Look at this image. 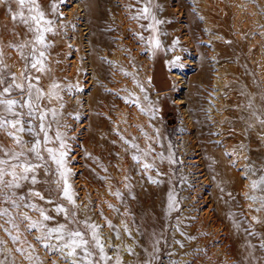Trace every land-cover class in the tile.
<instances>
[{"label":"rangeland","instance_id":"1","mask_svg":"<svg viewBox=\"0 0 264 264\" xmlns=\"http://www.w3.org/2000/svg\"><path fill=\"white\" fill-rule=\"evenodd\" d=\"M78 1L35 0L52 21L42 71L29 62L41 49L34 33L12 19L19 6L0 4V79L43 90L75 201L63 198L50 160L35 185L0 183V264H65L67 249L53 254L43 245L56 241L38 239L42 227L67 223L91 239L84 222L97 226L107 257L93 249L96 264H264V0ZM0 145L20 150L5 131Z\"/></svg>","mask_w":264,"mask_h":264},{"label":"snow or ice","instance_id":"2","mask_svg":"<svg viewBox=\"0 0 264 264\" xmlns=\"http://www.w3.org/2000/svg\"><path fill=\"white\" fill-rule=\"evenodd\" d=\"M13 2L20 8L19 12H15L12 15L13 21L19 18L28 30L34 33V44L41 46V49L33 47L29 62L33 69L42 71L43 60L45 58V53L42 49L47 47L45 32L51 31L50 25L52 21L46 20L44 12L35 8V0H13ZM8 3L9 0H0V4ZM26 5L28 6L26 9L27 13H29L28 16H25ZM9 11H12L11 8H9ZM34 12L35 14L33 15L32 13ZM140 15L143 19H148L150 15L149 8L145 6L141 9ZM140 38L143 39V36ZM25 59L28 58L26 57ZM38 66L40 67L38 68ZM35 79L38 80L39 77ZM25 80H28L27 76H25ZM52 87L58 88L59 85L53 84ZM14 89H18L22 96L26 93V98L23 100L11 98ZM49 95H55V93H49ZM43 99V90L37 89L34 93L31 82L25 88L22 84L16 83L14 77L11 81L0 79V109H2L0 111V131H5V134L13 139L20 149L19 151H15L5 149L3 145H0V153H2V157H0V183H3L8 188H19L20 184L18 181H30L35 185L38 183L37 170L43 168L47 175L49 167L48 161L50 160L56 164L59 176L63 180V187L61 189L63 198L67 199L69 203L74 204L75 201L70 193L67 180L64 179L65 173L59 171L64 166L68 153L65 137L58 130L55 132L54 138L49 135L53 127L56 112L55 110L42 106L41 101ZM25 109L26 111H24ZM49 116H51V119H49ZM9 128L11 131H7ZM24 134L31 136L32 139L30 141H24L21 138ZM54 141L58 142V148L56 149L49 146ZM133 147L136 146L133 145ZM45 152L47 153V159L44 156ZM144 155H147V153H144ZM133 159L137 163H140L139 156H133ZM151 167L152 165L149 163L143 164L145 170H150ZM5 176H10L11 180L5 181ZM153 182L155 183V181ZM260 183L264 184V181ZM256 187L257 183L253 182V188ZM29 195L36 196L41 200L46 199L44 195L34 190L30 191ZM116 195L119 197V193H116ZM20 199L24 198L21 197ZM252 199L255 200L256 198L253 197ZM169 202L170 204L172 203L171 196L169 197ZM48 203L53 202L49 200ZM260 203L264 206V199H261ZM25 206L39 211L42 221L55 219V217L47 215L43 209L36 208L34 204H26ZM55 211L57 215L63 213L65 220L68 221L70 214L65 207L55 205ZM24 219L27 220L28 217L25 216ZM71 223H80L76 220L74 214L71 215ZM36 226L33 223L29 225V228H35ZM84 227L92 229L91 239L87 238V233L80 227L73 228L67 223H59L56 227L52 228L43 226L42 231L44 234L38 237V239L46 241L54 239L56 241L55 244L45 243L43 245L45 248L51 249L53 254L63 253L67 249V254L64 257L65 264H68L69 258H71L73 264H96L93 259L95 255L93 249L98 250L101 259H107L103 244L97 234V226L84 222Z\"/></svg>","mask_w":264,"mask_h":264},{"label":"bare ground","instance_id":"3","mask_svg":"<svg viewBox=\"0 0 264 264\" xmlns=\"http://www.w3.org/2000/svg\"><path fill=\"white\" fill-rule=\"evenodd\" d=\"M70 1V0H69ZM80 1V0H79ZM78 1V2H79ZM87 1V0H86ZM113 1V0H112ZM115 1V0H114ZM118 1V0H117ZM89 2V1H88ZM119 2H121V1H119ZM125 2H126V0H125ZM83 3V2H82ZM97 3V2H96ZM109 3H110V1H109ZM114 3V2H113ZM128 3H129V1H128ZM132 3V2H131ZM13 4H15L14 2H13ZM85 4V3H84ZM87 4V3H86ZM115 4V3H114ZM114 4L112 5V7L114 6ZM117 4V3H116ZM119 4V3H118ZM125 4V3H124ZM68 5V4H67ZM89 5V4H88ZM110 5V4H109ZM121 5H123V3L121 4ZM129 5V4H128ZM128 5H125V6H128ZM82 6V5H81ZM81 6H78V7H81ZM84 6V5H83ZM82 6V8L84 9V7ZM106 6V5H105ZM176 7H177V5H176ZM17 8H19V7H17ZM86 8V7H85ZM110 8V7H109ZM123 8H125V7H123ZM74 9V8H73ZM89 9H91L90 8V6H89ZM93 9V8H92ZM96 9V8H95ZM104 9V8H103ZM112 9V8H111ZM76 10V9H75ZM80 10V9H79ZM86 10V9H85ZM84 10V11H85ZM115 11H116V8L114 9ZM120 10V9H119ZM176 10V9H175ZM77 11V10H76ZM96 11V10H95ZM81 12V11H80ZM101 12V11H100ZM82 13H84V12H82ZM91 13V12H90ZM119 13V12H118ZM103 14V13H102ZM121 14V13H120ZM112 15V14H111ZM94 16H95V14H94ZM112 17V16H111ZM90 18V17H89ZM87 19V18H86ZM91 19V18H90ZM93 19H95V18H93ZM97 19H99V18H97ZM112 20V19H111ZM87 21V20H86ZM93 21H95V20H93ZM121 21V20H120ZM97 22V21H96ZM109 22V21H108ZM111 22V21H110ZM116 23V22H115ZM111 24V23H110ZM86 25H87V23H86ZM89 25V24H88ZM96 25V24H95ZM89 26H91V25H89ZM104 26V25H103ZM112 26V25H111ZM92 27V26H91ZM90 27V28H91ZM96 27H98V25L96 26ZM99 28V27H98ZM88 29V28H87ZM89 31H91V29H89ZM86 33V32H85ZM89 35H91V33L90 34H88V36ZM93 35V34H92ZM90 37V36H89ZM88 37V38H89ZM93 37V36H92ZM87 38V39H88ZM91 39V38H90ZM93 39H95L94 37H93ZM89 40V39H88ZM99 40V39H98ZM90 41H92V40H90ZM90 41H88V42H90ZM87 42V43H88ZM89 44V43H88ZM120 45V44H119ZM89 46V45H88ZM90 47V46H89ZM117 48V47H116ZM118 50H120V49H118ZM122 50V49H121ZM120 50V51H121ZM88 51H90V50H88ZM107 52V51H106ZM90 53V52H89ZM121 53H122V51H121ZM105 54V53H104ZM90 55V54H89ZM116 55V54H115ZM119 55V54H118ZM108 56H109V54H108ZM112 56V55H111ZM107 58V57H106ZM105 59V58H104ZM115 59V58H114ZM121 60H122V56H121ZM120 60V61H121ZM75 61V60H74ZM121 63V62H120ZM92 65V64H91ZM117 69V68H116ZM91 73V72H90ZM98 74V73H97ZM92 75V74H91ZM88 77V76H87ZM87 77H85V78H87ZM99 77V76H98ZM89 79V78H88ZM92 79H90V81H91ZM91 87V86H90ZM86 89V88H85ZM86 94V93H85ZM84 133V132H83ZM77 166V165H76ZM227 242V241H226ZM229 242V241H228ZM226 246H227V244H226ZM230 247V246H229ZM229 249H231V248H229ZM232 250V249H231ZM227 251V250H226ZM230 251V250H229ZM227 253V252H226ZM225 253V254H226ZM227 255V254H226ZM225 257V256H224ZM228 257H231V256H228ZM227 258V257H226ZM225 259V258H224ZM227 260V259H226ZM232 260V259H231ZM191 261V260H190ZM196 261V260H195ZM198 261V260H197ZM234 261V260H233ZM218 262V261H217ZM181 263V262H180ZM201 263V262H200ZM231 263V262H230ZM179 264V263H178Z\"/></svg>","mask_w":264,"mask_h":264}]
</instances>
